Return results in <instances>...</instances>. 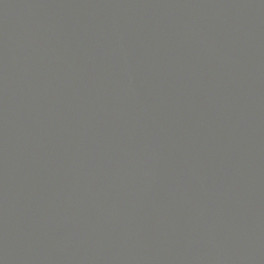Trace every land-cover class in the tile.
Instances as JSON below:
<instances>
[{
    "label": "water",
    "instance_id": "95a60500",
    "mask_svg": "<svg viewBox=\"0 0 264 264\" xmlns=\"http://www.w3.org/2000/svg\"><path fill=\"white\" fill-rule=\"evenodd\" d=\"M0 264H264V0H0Z\"/></svg>",
    "mask_w": 264,
    "mask_h": 264
}]
</instances>
